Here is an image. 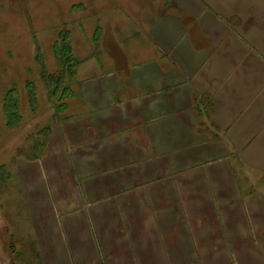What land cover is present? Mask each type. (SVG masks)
<instances>
[{
  "label": "crops",
  "instance_id": "1",
  "mask_svg": "<svg viewBox=\"0 0 264 264\" xmlns=\"http://www.w3.org/2000/svg\"><path fill=\"white\" fill-rule=\"evenodd\" d=\"M151 2L17 158V218L39 264H264V0Z\"/></svg>",
  "mask_w": 264,
  "mask_h": 264
},
{
  "label": "rangeland",
  "instance_id": "2",
  "mask_svg": "<svg viewBox=\"0 0 264 264\" xmlns=\"http://www.w3.org/2000/svg\"><path fill=\"white\" fill-rule=\"evenodd\" d=\"M150 3L151 0H0V264H39L33 225L30 218H17L19 201L12 183L18 157L42 158L47 154L50 123L60 117L51 106L42 78L43 68L49 73L58 69L54 49L62 43L60 35H68L78 62L74 78L80 79L96 67L92 59L108 64L104 56L109 52L103 43L109 27L119 39L139 31ZM27 83L35 87L37 104L33 108ZM12 88L17 91L22 120L20 125L8 128L2 104ZM65 102L73 103L72 97ZM37 143L41 147L35 146Z\"/></svg>",
  "mask_w": 264,
  "mask_h": 264
},
{
  "label": "trees",
  "instance_id": "3",
  "mask_svg": "<svg viewBox=\"0 0 264 264\" xmlns=\"http://www.w3.org/2000/svg\"><path fill=\"white\" fill-rule=\"evenodd\" d=\"M67 36V34L66 36L65 34L60 35L59 39L62 43L56 47V50L54 49L57 63L59 64L57 71L49 73L44 68L42 71V78L47 89V96L52 108L58 113L57 116H60L65 110L67 106L65 99L69 98L73 93L76 79L74 78L76 74L75 66L78 64ZM38 59L42 63L41 56L38 55ZM26 87L28 90L29 102L33 108L37 104L35 87L31 83H27ZM2 112L5 116L6 127L12 128L21 124L22 116L19 111L18 95L15 88L9 89L6 92L3 99ZM35 146L41 147V144L37 143Z\"/></svg>",
  "mask_w": 264,
  "mask_h": 264
}]
</instances>
